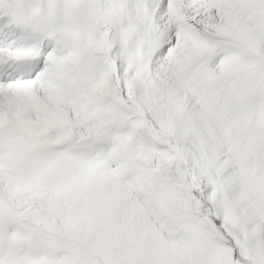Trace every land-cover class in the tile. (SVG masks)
<instances>
[{"label": "snow or ice", "instance_id": "1", "mask_svg": "<svg viewBox=\"0 0 264 264\" xmlns=\"http://www.w3.org/2000/svg\"><path fill=\"white\" fill-rule=\"evenodd\" d=\"M0 264H264V0H0Z\"/></svg>", "mask_w": 264, "mask_h": 264}]
</instances>
